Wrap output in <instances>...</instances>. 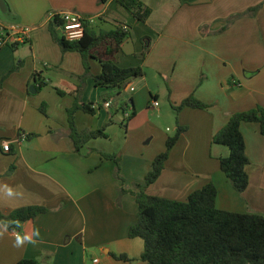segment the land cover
<instances>
[{"label":"crops","instance_id":"0c3cea01","mask_svg":"<svg viewBox=\"0 0 264 264\" xmlns=\"http://www.w3.org/2000/svg\"><path fill=\"white\" fill-rule=\"evenodd\" d=\"M140 1L152 10L146 23L122 11L116 0L103 5L98 0H0L5 10L0 9V25L31 29L25 43L0 50V185L20 193L8 198L0 192V211L7 216L25 207L48 210L16 231L38 229L37 246L13 247L12 231L0 238V264H146L113 255L138 260L143 254L144 241L128 236L137 221L136 186L145 183L179 127L187 131L147 193L186 202L213 184L219 210L264 215L260 125L241 126L250 160V185L242 194L220 168L229 149L213 143L233 115L264 108V0ZM64 11L95 19L90 27L96 33L114 29L113 18L124 19L130 37L114 61L144 72L127 83L116 112L75 114L79 131L104 129L107 134L88 141L79 153L69 136L68 111L78 98L85 105L102 104L106 90L94 81L101 74L97 60L86 76L82 56L63 52L54 40L50 25ZM40 82L47 86L38 90ZM49 88L57 96L45 94ZM190 97L208 108L176 112ZM156 101L159 107L154 108ZM133 112L136 116L127 120L125 114ZM22 134L36 137L20 141ZM132 134L143 135L145 146L138 140L129 144ZM4 141L11 143L10 153L2 150ZM106 156L119 161L121 179L116 161Z\"/></svg>","mask_w":264,"mask_h":264},{"label":"trees","instance_id":"16d2710c","mask_svg":"<svg viewBox=\"0 0 264 264\" xmlns=\"http://www.w3.org/2000/svg\"><path fill=\"white\" fill-rule=\"evenodd\" d=\"M116 2L122 11L133 16L138 22L146 23L152 15V10L140 0ZM259 8L252 12H257ZM112 25L114 29L111 31L96 33L86 24L85 37L77 42H68L58 37L56 31L60 26L58 17L51 23L50 31L63 52H77L82 56L86 76H91L92 60L100 63L101 74L94 77V81L96 87L106 90L101 96V103L112 101L111 109L116 112L120 103L125 100L124 91L127 83L143 77L144 72L141 68L123 69L115 63L114 57L129 39L130 29L122 18H113ZM125 26L128 27V31L124 29ZM147 52L145 49L141 55L143 59ZM46 86L47 83L40 82L38 90ZM126 106L130 105L126 103ZM92 107L93 105L82 104L78 98L74 107L68 111L69 136L77 153L88 141L107 138L104 129L93 132L78 130L75 114L83 111L95 115L96 110ZM184 108L204 110L208 106L190 97L176 107L175 111L180 112ZM135 116L136 113L133 112L127 120ZM243 123L259 124L261 134L264 136V108L258 107L233 115L228 124L213 138L214 144L225 146L230 151L227 158L220 159V168L240 194L250 185L247 172L250 160L241 132ZM186 131L187 128L179 127L176 134L167 140L165 151L155 158L145 183L136 186L139 191L136 193L137 221L130 228L128 236L130 239L144 241L143 254L138 260H133L127 255L114 254L113 257L118 261H142L146 264H264V215L219 210L216 206L218 191L215 185L209 184L194 192L186 202L159 198L147 193V189L162 175L171 151ZM34 137L36 136L29 135L27 140ZM106 158L116 161L117 177L121 179L119 161L115 156ZM124 192L122 190V193ZM47 212L46 208L39 206L20 208L7 216L0 211V221L10 222L12 228L18 231L24 223L33 221ZM12 228L9 231H12ZM18 264L42 263L38 260H22Z\"/></svg>","mask_w":264,"mask_h":264},{"label":"built area","instance_id":"2783aa9c","mask_svg":"<svg viewBox=\"0 0 264 264\" xmlns=\"http://www.w3.org/2000/svg\"><path fill=\"white\" fill-rule=\"evenodd\" d=\"M55 17L59 19V29L60 37L65 39L68 42H77L82 40L85 37L86 24L91 26L95 19L84 17L83 15L71 12L64 11L57 14ZM128 31V27H124ZM31 29L27 27L19 26H3L0 25V50L6 46H16L18 44L25 43L29 39ZM112 101L102 103L99 105H94L92 108L96 111L101 109L111 110ZM154 108L159 107V103L153 102ZM126 118H129L130 115L125 114ZM27 139L25 134L20 136V141H25ZM1 148L3 152H11V143L4 141L1 143ZM96 263L98 261H95Z\"/></svg>","mask_w":264,"mask_h":264},{"label":"clouds","instance_id":"9594fccd","mask_svg":"<svg viewBox=\"0 0 264 264\" xmlns=\"http://www.w3.org/2000/svg\"><path fill=\"white\" fill-rule=\"evenodd\" d=\"M0 192H3V194L8 198H14L20 195V193L16 192L13 187L7 184L0 185ZM0 223H3L4 225L3 230H0V238H3L6 234L9 233L10 228H12V224L8 221H0ZM17 227H19L18 224ZM12 232L14 235L13 247L15 248H21L25 244L37 246L41 242L40 232L38 229L20 233L16 232L15 229L12 228Z\"/></svg>","mask_w":264,"mask_h":264},{"label":"rangeland","instance_id":"374dc122","mask_svg":"<svg viewBox=\"0 0 264 264\" xmlns=\"http://www.w3.org/2000/svg\"><path fill=\"white\" fill-rule=\"evenodd\" d=\"M99 1V3L100 4H102L103 5V3L101 2V0H98ZM56 31H57V35H58V37H60V29L59 28H57L56 29ZM51 32V31H50ZM91 67H92V65H91ZM46 93L45 94H47L48 96H49V93H51V92H53L54 93V95L55 96H57V94L53 91V90H51L50 88L49 89H47V91H45ZM153 120V119H152ZM139 121H141V119H139ZM145 123H146V121L147 120H143ZM153 121H156L157 123H159V120H156V118L153 120ZM163 129H164V131L166 130V126H163ZM175 135V134H174ZM130 139L131 140H129V144H131V141H137L138 140V142L140 143H142L144 146H145V142H146V140H143V135H141V136H139V135H135V134H132L131 135V137H130ZM148 139V138H147Z\"/></svg>","mask_w":264,"mask_h":264},{"label":"water","instance_id":"95a60500","mask_svg":"<svg viewBox=\"0 0 264 264\" xmlns=\"http://www.w3.org/2000/svg\"><path fill=\"white\" fill-rule=\"evenodd\" d=\"M0 9L4 12L5 10H4V7H3V5H2V3L0 2ZM34 89V88H33ZM31 91H32V89H31Z\"/></svg>","mask_w":264,"mask_h":264}]
</instances>
